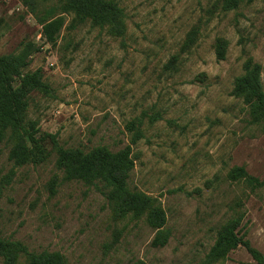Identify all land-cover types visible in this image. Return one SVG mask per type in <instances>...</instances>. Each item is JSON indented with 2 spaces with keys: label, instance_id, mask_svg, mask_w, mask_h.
Instances as JSON below:
<instances>
[{
  "label": "rangeland",
  "instance_id": "374dc122",
  "mask_svg": "<svg viewBox=\"0 0 264 264\" xmlns=\"http://www.w3.org/2000/svg\"><path fill=\"white\" fill-rule=\"evenodd\" d=\"M38 1L40 15L60 0ZM115 1L126 15L123 39L88 23L70 29L66 16L52 45L19 0H0V56L33 47L25 71L40 69L52 95L32 94L27 115L63 148L116 152L129 145L125 125L144 117L128 184L159 201L168 242L151 247L145 218L118 217L101 184L62 181L50 144L45 162L22 167L0 144V238L59 252L67 264H198L222 225L242 215L239 236L264 258V187L228 178L243 167L264 179V132L231 95L248 58L264 89L263 1L232 10L222 0ZM192 30L195 44L183 52ZM217 39L227 42L224 60ZM220 264L256 261L239 245Z\"/></svg>",
  "mask_w": 264,
  "mask_h": 264
},
{
  "label": "trees",
  "instance_id": "16d2710c",
  "mask_svg": "<svg viewBox=\"0 0 264 264\" xmlns=\"http://www.w3.org/2000/svg\"><path fill=\"white\" fill-rule=\"evenodd\" d=\"M36 17L42 27V36L54 45L65 17L71 16L70 29L88 23L92 28L104 30L109 36L123 39L126 36V15L115 0H60L55 7H48L39 15L38 0H19ZM264 3V0H262ZM226 10L237 8L242 0H222ZM196 31L186 36L182 51L187 52L195 44ZM227 42L217 39L215 52L218 60H224ZM31 45L19 53L0 56V144L9 146L8 160L15 167L39 165L50 155V144L55 153V166L62 173V181H79L88 186L101 184L105 197L118 217L132 219L144 217L155 232L150 243L153 248L167 244L170 231L165 227L166 215L159 201L142 191L129 187L128 180L134 168L131 146L144 138V117H136L125 125L129 145L116 152L105 146L88 151L80 148H63L55 135L40 133L38 123L28 118L29 101L34 93L49 97L52 89L43 79L40 69L25 71L33 54ZM231 95L240 99L247 108L250 123L264 132V89L261 67L251 58L243 64V73L238 76ZM149 118V123L155 122ZM231 181H244L251 189L264 187V179L249 175L243 167H234L229 173ZM51 185H56L53 180ZM52 188V187H51ZM53 192V190L51 189ZM242 215L227 220L217 233L208 253L198 264H220L239 245L244 246L256 264H264L263 256L239 236ZM1 264H67L59 252H31L18 241L0 238ZM141 264V263H139Z\"/></svg>",
  "mask_w": 264,
  "mask_h": 264
},
{
  "label": "built area",
  "instance_id": "2783aa9c",
  "mask_svg": "<svg viewBox=\"0 0 264 264\" xmlns=\"http://www.w3.org/2000/svg\"><path fill=\"white\" fill-rule=\"evenodd\" d=\"M39 37H41V34L39 35Z\"/></svg>",
  "mask_w": 264,
  "mask_h": 264
}]
</instances>
